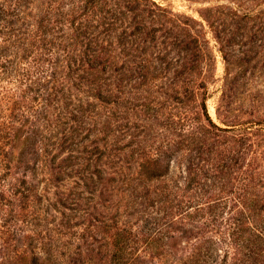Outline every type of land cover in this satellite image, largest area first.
<instances>
[{"label": "rangeland", "instance_id": "374dc122", "mask_svg": "<svg viewBox=\"0 0 264 264\" xmlns=\"http://www.w3.org/2000/svg\"><path fill=\"white\" fill-rule=\"evenodd\" d=\"M119 248L264 264V0H0V264Z\"/></svg>", "mask_w": 264, "mask_h": 264}, {"label": "trees", "instance_id": "16d2710c", "mask_svg": "<svg viewBox=\"0 0 264 264\" xmlns=\"http://www.w3.org/2000/svg\"><path fill=\"white\" fill-rule=\"evenodd\" d=\"M93 44L94 45L87 44L88 47L83 51L84 59L81 60L83 63H82V65L77 67L74 70V72H77V71L83 72L82 76L79 77V80L87 83L86 86L89 89L96 87L97 88V90H96L97 94L94 97L100 100L102 97L101 94H102L103 90H101L102 88H101V86L97 80L100 79V74L106 73L110 69V67H107L105 64H101V62H100V59H103V58H101L102 51L99 48V42L97 40H95L93 42ZM107 92H110V91H107ZM79 112H82V111H79ZM206 115L209 119L207 111H206ZM80 117H83V116H80ZM210 124L214 128H218L211 120H210ZM25 146L30 148V140L29 141L27 140L25 142ZM71 158H72V156L69 155L67 158L63 159V161H62L63 165L61 164L59 166V169H61V167L64 166L65 163H63V162H65ZM118 240H119V243H118ZM120 244H121V241L118 237L115 245L118 247V246H120ZM123 253L124 252L122 251V248H119L118 251H116L114 257H115L117 264L122 263V261L124 259Z\"/></svg>", "mask_w": 264, "mask_h": 264}]
</instances>
